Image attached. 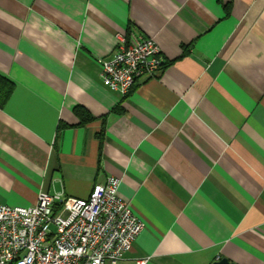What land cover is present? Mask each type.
<instances>
[{"label": "crops", "instance_id": "0c3cea01", "mask_svg": "<svg viewBox=\"0 0 264 264\" xmlns=\"http://www.w3.org/2000/svg\"><path fill=\"white\" fill-rule=\"evenodd\" d=\"M136 33L163 67L121 95L98 59ZM0 75V203L112 176L145 223L122 263L264 264V0H0Z\"/></svg>", "mask_w": 264, "mask_h": 264}, {"label": "built area", "instance_id": "2783aa9c", "mask_svg": "<svg viewBox=\"0 0 264 264\" xmlns=\"http://www.w3.org/2000/svg\"><path fill=\"white\" fill-rule=\"evenodd\" d=\"M98 62L102 83L121 95L162 68L158 43L137 33L120 35L117 48ZM118 185L110 176L69 204L62 193L45 191L28 206L0 203V264H124L123 253L145 223L118 196ZM145 263L138 258L126 264Z\"/></svg>", "mask_w": 264, "mask_h": 264}, {"label": "trees", "instance_id": "16d2710c", "mask_svg": "<svg viewBox=\"0 0 264 264\" xmlns=\"http://www.w3.org/2000/svg\"><path fill=\"white\" fill-rule=\"evenodd\" d=\"M162 67H163V63H162ZM0 82L2 83V88H0V100H4L5 97L8 95V93L10 92V90L12 89V82H10L9 80L3 78L0 75ZM75 113L81 117L82 120H88L91 119L90 114L87 113V111L80 107V106H75L74 108Z\"/></svg>", "mask_w": 264, "mask_h": 264}, {"label": "water", "instance_id": "95a60500", "mask_svg": "<svg viewBox=\"0 0 264 264\" xmlns=\"http://www.w3.org/2000/svg\"><path fill=\"white\" fill-rule=\"evenodd\" d=\"M213 264H236V263L230 261L226 257H221V258L217 259L216 261H214Z\"/></svg>", "mask_w": 264, "mask_h": 264}]
</instances>
